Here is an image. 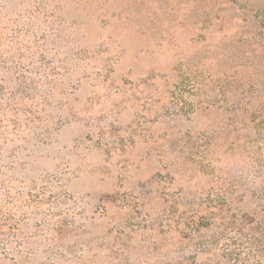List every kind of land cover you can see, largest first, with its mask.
I'll return each mask as SVG.
<instances>
[{
	"label": "rangeland",
	"instance_id": "rangeland-1",
	"mask_svg": "<svg viewBox=\"0 0 264 264\" xmlns=\"http://www.w3.org/2000/svg\"><path fill=\"white\" fill-rule=\"evenodd\" d=\"M0 264H264V0H0Z\"/></svg>",
	"mask_w": 264,
	"mask_h": 264
}]
</instances>
